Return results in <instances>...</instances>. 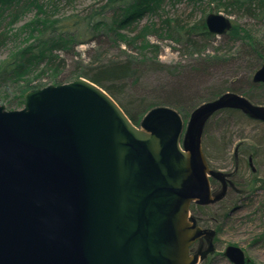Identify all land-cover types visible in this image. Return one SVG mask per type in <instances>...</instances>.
I'll return each mask as SVG.
<instances>
[{
  "label": "water",
  "instance_id": "water-1",
  "mask_svg": "<svg viewBox=\"0 0 264 264\" xmlns=\"http://www.w3.org/2000/svg\"><path fill=\"white\" fill-rule=\"evenodd\" d=\"M207 29L223 35L225 14ZM264 83V60L252 73ZM224 108L264 121V105L225 91L195 106L184 123L167 105L139 125L85 77L27 90L23 107L0 103V264H197L213 244L190 253L214 230L197 224L190 205L220 200L225 173L202 148L206 122ZM211 178L221 182L213 193ZM223 254L246 264L243 249Z\"/></svg>",
  "mask_w": 264,
  "mask_h": 264
},
{
  "label": "trees",
  "instance_id": "trees-1",
  "mask_svg": "<svg viewBox=\"0 0 264 264\" xmlns=\"http://www.w3.org/2000/svg\"><path fill=\"white\" fill-rule=\"evenodd\" d=\"M163 1L165 0H97L67 14L62 11L73 0H0V54L7 52V55L0 56V87L20 86L21 104L23 92L44 85L46 82L42 83L43 79L53 84L63 83L61 76L69 65L67 57H70L72 69L68 79L74 80L82 76L99 85L121 106L133 123L138 124L131 108L127 106L132 103L125 100L127 104H124L121 101L120 95L124 94L127 81L140 79L143 67L170 66L159 60L161 46L152 41L151 36L158 39L174 38L184 49H190L192 54L208 50L215 39V34L205 25L204 16L193 24H183L175 16L150 19L162 8ZM167 1L176 3L180 0ZM215 1L217 9L225 6V11L244 10L251 16L264 9V0ZM209 9L213 10L210 4ZM234 10L229 13L232 14ZM27 15L30 17L26 19ZM221 36L242 41L246 49L241 56L246 57L247 74L243 83L246 82L250 88L264 85L251 80L252 73L264 60V38H259L257 34L254 35L233 22L231 29ZM80 44L90 45L87 52H93L85 64L81 61V53L76 50ZM112 49H118L122 54L111 57L109 54ZM213 51L215 53L217 50ZM239 53L240 51L237 54ZM220 59L226 61L231 57L218 55L216 52L206 58L211 61ZM201 62L204 63V60ZM233 79L225 89L212 92V97L225 91H233L253 100L248 90H245V85L235 86ZM158 98L142 106L139 109L141 114L144 115L148 109L158 105L173 107L179 113L182 106L188 105V114L202 101L211 99L209 96L202 97L188 104L190 100L185 102L184 98L181 99L173 92ZM234 111L239 110L224 108L215 112L206 122L204 130L217 113L230 115Z\"/></svg>",
  "mask_w": 264,
  "mask_h": 264
},
{
  "label": "rangeland",
  "instance_id": "rangeland-1",
  "mask_svg": "<svg viewBox=\"0 0 264 264\" xmlns=\"http://www.w3.org/2000/svg\"><path fill=\"white\" fill-rule=\"evenodd\" d=\"M94 1L97 0H73L71 4L65 5L62 12L68 14L71 10L82 9ZM209 4L213 6L212 11L209 9ZM215 5V0H197V2L180 0L176 3L165 0L162 8L150 19L159 20L164 16H175L180 18L183 24H193L202 16L205 18L209 12H217L227 15L233 23L254 35L257 34L259 38H264V9L251 16L244 10L237 12L234 9L230 14L231 11L224 10L225 6L217 9ZM203 10L206 12L203 13ZM29 17L30 15H27L26 19ZM151 39L161 46L159 60L170 66L143 67L141 71L143 75L140 79L127 81L124 94L120 97L124 104H127L125 100L132 103L127 106L136 117L137 125L143 117L139 109L159 99L158 96L173 92L181 99L184 98L185 102L190 100L188 104L202 97L209 96L212 99V92L220 88L225 89L233 78L235 86L245 85V90H248L253 98L250 101L264 105V85L250 88L245 84L246 82L243 83L247 73L245 74L246 57L241 58L246 50L242 41L215 35L212 47L202 53L192 54L190 49H184L183 45L174 38L158 39L151 36ZM89 46L80 44L76 48L81 53L83 64L93 54L91 50L87 52ZM214 49L217 50L218 55L225 54L231 59L206 60L207 55L216 53ZM239 51L240 53L237 54ZM4 54L7 55V52L4 51L0 56ZM119 54H122L120 50L112 49L109 55L113 57ZM67 58L69 65L62 73L63 83L71 81L68 76L72 66L70 57ZM203 60L204 63L201 62ZM43 82L53 84L47 79H43ZM46 83L33 88L45 86ZM26 91L23 92L22 103L19 104L22 92L20 86L2 85L0 103L9 110L20 109L23 107V95ZM188 108V105L182 106L180 112L185 124L190 114V112L186 114ZM202 148L209 166L224 172L229 184L220 200L205 205L196 203L190 205L192 206L190 213L195 217L197 224L203 228L213 229L215 233L212 240L213 250L197 264H233L223 254L229 244L243 249L245 256L249 258L248 264H264V121L251 119L240 110L230 115L219 112L210 119L203 131ZM211 186L213 193H216L221 189V182L211 178ZM202 237L199 238L198 244L204 238ZM193 251L191 247L190 253L193 254Z\"/></svg>",
  "mask_w": 264,
  "mask_h": 264
},
{
  "label": "flooded vegetation",
  "instance_id": "flooded-vegetation-1",
  "mask_svg": "<svg viewBox=\"0 0 264 264\" xmlns=\"http://www.w3.org/2000/svg\"><path fill=\"white\" fill-rule=\"evenodd\" d=\"M216 179V178H215ZM218 180V179H217ZM220 181V180H219ZM229 184V183H228ZM228 184H227V188H228ZM227 190V189H226ZM226 193V192H225ZM215 234V233H214ZM204 237V238H203ZM202 238V241L198 244V240H199V238L196 240V241H194L192 244H191V246H190V248L192 247L193 248V252L194 253H197V252H200V251H202V250H205L208 246H209V244H210V242H212V244H213V237H214V235L213 236H207V235H205V236H203ZM196 243H197V245H196ZM206 243V244H205ZM248 264V263H247Z\"/></svg>",
  "mask_w": 264,
  "mask_h": 264
}]
</instances>
